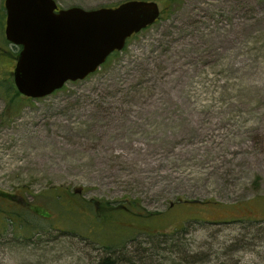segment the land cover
I'll return each instance as SVG.
<instances>
[{"label": "rangeland", "instance_id": "1", "mask_svg": "<svg viewBox=\"0 0 264 264\" xmlns=\"http://www.w3.org/2000/svg\"><path fill=\"white\" fill-rule=\"evenodd\" d=\"M152 1L161 20L93 74L13 101L20 48L4 39L0 0V189L27 186L32 211L0 229V264H98L134 227L183 225L196 244L239 240L235 258L264 264V0ZM64 190L83 207L58 202ZM93 199H136L157 217L101 220Z\"/></svg>", "mask_w": 264, "mask_h": 264}, {"label": "water", "instance_id": "2", "mask_svg": "<svg viewBox=\"0 0 264 264\" xmlns=\"http://www.w3.org/2000/svg\"><path fill=\"white\" fill-rule=\"evenodd\" d=\"M5 40L21 46L12 72L17 92L42 99L84 80L131 35L160 16L158 3L129 0L94 11L59 10L54 0H4Z\"/></svg>", "mask_w": 264, "mask_h": 264}, {"label": "trees", "instance_id": "3", "mask_svg": "<svg viewBox=\"0 0 264 264\" xmlns=\"http://www.w3.org/2000/svg\"><path fill=\"white\" fill-rule=\"evenodd\" d=\"M163 1L168 5L169 9L178 3V0ZM160 20L161 18L157 22ZM150 28L148 27L146 30ZM118 54L116 52L111 56ZM15 98H21L17 92L12 100L14 101ZM62 197L67 198L69 201H75L83 207L76 196L68 194L66 190L63 192L58 191L55 196L58 202ZM89 204H94V213L101 220H105L106 217L111 216L114 218L117 216L121 218L122 222L126 223L131 221L128 217H131L134 221L141 220L146 222L157 217L154 213L144 214L140 212L139 201L136 199L121 200L115 204L93 199L88 200L87 205ZM23 224L25 223H20V227ZM142 227H134L135 233H133V236L128 241L117 244V248L112 245H106L104 250H106L107 256L98 264H242L241 258H235L233 255V253H237L240 250L237 246V244H240L239 240L236 241L237 244L232 242L227 246L223 245V252H220V249L218 251L213 250L211 243L207 241L196 244L195 240L197 238L186 225L175 227L166 232H148L146 228ZM17 228L19 227L17 226ZM225 256L228 258H225Z\"/></svg>", "mask_w": 264, "mask_h": 264}, {"label": "flooded vegetation", "instance_id": "4", "mask_svg": "<svg viewBox=\"0 0 264 264\" xmlns=\"http://www.w3.org/2000/svg\"><path fill=\"white\" fill-rule=\"evenodd\" d=\"M29 194L27 186L19 189L15 187L12 191L0 189V229H4L6 225L20 227V223H25L18 210L27 208L28 214L32 213L28 200L25 199V195Z\"/></svg>", "mask_w": 264, "mask_h": 264}, {"label": "bare ground", "instance_id": "5", "mask_svg": "<svg viewBox=\"0 0 264 264\" xmlns=\"http://www.w3.org/2000/svg\"><path fill=\"white\" fill-rule=\"evenodd\" d=\"M46 97V96H45Z\"/></svg>", "mask_w": 264, "mask_h": 264}]
</instances>
